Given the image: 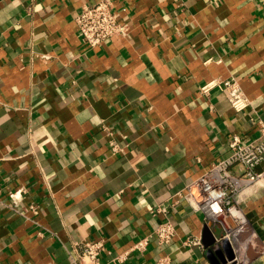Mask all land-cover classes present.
<instances>
[{
  "label": "crops",
  "instance_id": "1",
  "mask_svg": "<svg viewBox=\"0 0 264 264\" xmlns=\"http://www.w3.org/2000/svg\"><path fill=\"white\" fill-rule=\"evenodd\" d=\"M88 1L0 0L1 264H72L74 240L127 248L165 219L150 209L227 156L233 135L254 138L250 117L264 120V0H112L130 33L95 47L74 21ZM230 76L251 108L235 112L218 87L199 94ZM102 123L122 152H110ZM19 187L37 215L14 210L7 192ZM240 207L257 245L246 264H264V181ZM167 215L176 239L133 259L225 262L219 223L183 199ZM188 233L202 246H178Z\"/></svg>",
  "mask_w": 264,
  "mask_h": 264
},
{
  "label": "built area",
  "instance_id": "2",
  "mask_svg": "<svg viewBox=\"0 0 264 264\" xmlns=\"http://www.w3.org/2000/svg\"><path fill=\"white\" fill-rule=\"evenodd\" d=\"M74 21L82 42L89 47L98 46L115 36H127L132 27V22L121 16L112 0H91L82 3L74 16ZM40 55L43 59L49 58L48 53ZM214 87L226 91L231 108L235 112L239 113L252 107V100L235 77H214L199 87V94L206 96ZM250 119L256 123L257 135L249 140L233 135L228 143L230 153L227 156L214 160L206 171L191 178L168 201L150 209L151 212L163 213L165 219L158 222L147 234L121 251L109 249L102 238L71 241L67 247L70 262L147 264L132 257L143 255L150 242L163 245L176 239L177 224L167 214L183 199L193 210L202 211L205 218L220 224L222 232L215 239L229 249V255L223 264H246L250 260V249L257 245L254 244L255 233L240 207V201L256 191L264 181V170L258 168L264 158V120L256 115ZM101 126L109 136L110 152L112 154L122 152L123 147L114 140L112 129L105 123ZM2 191L0 186V194ZM7 194L11 198L14 210L21 211L20 208L25 206L32 214H38L40 205L34 201L25 202L22 187L9 190ZM178 246L201 247V236L188 233L180 239ZM103 254L108 257L105 261H102ZM169 263L168 253L159 255L154 261V264Z\"/></svg>",
  "mask_w": 264,
  "mask_h": 264
}]
</instances>
